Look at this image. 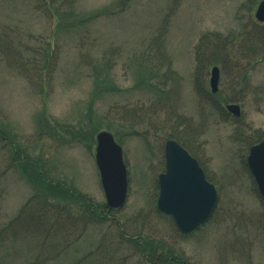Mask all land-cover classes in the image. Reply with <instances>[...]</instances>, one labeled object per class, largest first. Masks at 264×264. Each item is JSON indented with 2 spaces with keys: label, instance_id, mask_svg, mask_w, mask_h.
Instances as JSON below:
<instances>
[{
  "label": "rangeland",
  "instance_id": "obj_1",
  "mask_svg": "<svg viewBox=\"0 0 264 264\" xmlns=\"http://www.w3.org/2000/svg\"><path fill=\"white\" fill-rule=\"evenodd\" d=\"M130 2L122 9L120 0H0V225L33 194L22 170L27 160L105 204L94 157L95 136L105 130L123 152L126 202L45 264L80 262L102 239L111 249L97 264H145L117 241L119 228L153 236L186 264H264V205L242 165L248 145L264 135L259 0H177L172 12V0ZM205 32L220 33L229 54L223 64L204 65L201 87L213 95L206 98L194 88L195 50ZM213 66L220 70L216 93ZM207 97L226 114V104L239 105V117L223 120ZM133 112L136 118L124 115ZM179 116L198 131L194 157L218 193L210 218L182 236L168 215L156 213L163 146L181 129ZM6 246L0 264H36L31 238Z\"/></svg>",
  "mask_w": 264,
  "mask_h": 264
},
{
  "label": "trees",
  "instance_id": "obj_2",
  "mask_svg": "<svg viewBox=\"0 0 264 264\" xmlns=\"http://www.w3.org/2000/svg\"><path fill=\"white\" fill-rule=\"evenodd\" d=\"M130 1L131 0H120L119 5L124 9L131 3ZM176 2L177 0H172L170 12H172ZM257 26L259 29V41L256 40L260 48L264 51V23L256 24L255 31H257ZM154 38L160 39L161 35H157ZM224 46L223 36L220 33L205 32L199 37L195 50L196 65L194 70V76H196L194 88L199 96L206 98L205 95H207L205 94L206 91L204 88L201 87L200 82V75L202 74V70L205 69L204 65H208L210 60H213L214 63L223 64L225 59L229 56ZM237 49L242 50L243 48L237 46ZM214 54L216 56H213ZM235 66H237V64ZM169 71H171L170 68ZM169 75H173V73H169ZM208 95L213 96L210 94ZM207 99H211L208 103L211 104L212 109L220 118L226 120L227 114L220 103L214 101L210 97H207ZM127 114L133 116L130 118L137 117L135 112L124 113V115ZM176 122L181 129L169 135L168 138L175 139L186 148L191 155L196 156L197 150L194 145L196 143L195 137L198 135V131L192 126L190 120H186L183 117L179 116ZM2 137H4L3 134L1 135V138ZM263 138L264 135L259 133L255 141L258 142ZM252 144L254 143H250L248 146ZM242 165L246 168L245 160ZM22 170L25 178L31 183L34 191L22 204L15 216L7 223L0 225V251L4 246H9V241H16L18 238H31L38 248L35 256L33 255L35 263L45 264L47 261L56 259L62 254L63 250L77 242L90 226H96L109 221V215L112 214L113 211H116L108 209L105 204L93 202L90 198L81 193L70 191L59 181L45 177L40 170L36 168L33 161L29 163L27 160ZM156 213L159 214L158 211H156ZM170 221L172 223L171 218ZM139 234L140 233L128 234L119 228L116 238L118 242L125 243L133 252L136 253L137 251L145 264H186L181 258L175 255V253L173 254L167 249H162L159 243H155L156 240L153 236L148 239H141ZM107 244L108 243L106 241L104 242L102 239L101 242L96 245L95 251L83 257V260L81 259L80 262L77 261L73 264H97L95 260L100 259L99 256L101 253L106 255L105 252L110 251L111 248L109 249V244ZM97 252H100V254L98 255ZM106 260V264H123L120 259L115 262L109 258ZM81 261L83 262L81 263Z\"/></svg>",
  "mask_w": 264,
  "mask_h": 264
},
{
  "label": "water",
  "instance_id": "obj_3",
  "mask_svg": "<svg viewBox=\"0 0 264 264\" xmlns=\"http://www.w3.org/2000/svg\"><path fill=\"white\" fill-rule=\"evenodd\" d=\"M255 17L264 21V0L257 5ZM218 73V68L213 66L209 79L212 91L216 90ZM226 108L239 115L237 105L228 104ZM164 156L165 171L157 176L156 209L169 214L176 227L187 234L208 219L216 204L217 192L204 178L196 159L175 140L165 141ZM95 160L107 207H122L127 196L126 167L121 148L111 133H97ZM246 164L264 202V140L250 147Z\"/></svg>",
  "mask_w": 264,
  "mask_h": 264
}]
</instances>
